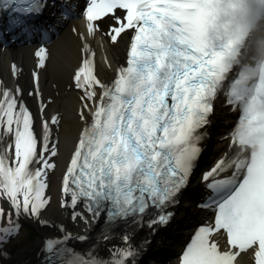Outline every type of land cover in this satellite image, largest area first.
Here are the masks:
<instances>
[{
	"label": "snow or ice",
	"instance_id": "obj_1",
	"mask_svg": "<svg viewBox=\"0 0 264 264\" xmlns=\"http://www.w3.org/2000/svg\"><path fill=\"white\" fill-rule=\"evenodd\" d=\"M47 5L48 0H0V11L13 14L9 32L19 29L31 36L55 27L29 22ZM84 15L93 38L104 31L112 44L125 35L130 44L127 66L117 70L111 84L98 78L95 53L87 44V55L73 72V86L82 93L77 115L85 127L63 176L61 207L72 209L71 219L85 224L88 219L76 211L78 205L94 222L103 213L104 241L118 222L142 226L147 217L153 232L168 225L175 215L168 209L179 203L201 155L200 142L207 135L201 130L210 123L214 101L223 95L241 111L231 135L230 150L234 146L236 151L203 175L210 195L199 207L212 210L215 218L198 227L180 264H243L246 258L264 264V97L247 100L242 90L220 91L218 80L228 65L210 32L215 11L205 0H88ZM105 18L111 21L106 30ZM36 55L38 66L46 68L47 47L41 46ZM12 70L15 75V64ZM34 81L39 94L38 74ZM22 95L19 87L13 91L0 81V199L12 209L9 226L0 227V255H6L3 246L19 234L21 218L48 225L40 217L51 202L48 177L59 151L52 126L59 129L60 116L44 119L47 104L41 99L37 132ZM59 230L62 238L45 240L42 264H136L143 247L132 245L131 234L124 232L125 246L113 247L102 257L97 244L84 251L68 246L70 240L86 242L89 237L73 235L63 225Z\"/></svg>",
	"mask_w": 264,
	"mask_h": 264
},
{
	"label": "bare ground",
	"instance_id": "obj_2",
	"mask_svg": "<svg viewBox=\"0 0 264 264\" xmlns=\"http://www.w3.org/2000/svg\"><path fill=\"white\" fill-rule=\"evenodd\" d=\"M72 1L75 2L79 9L84 7L86 10L88 0ZM119 14L123 15V12H119ZM87 23L86 19L79 17L74 23L67 25L60 35L50 42L40 45L16 46L10 50L0 52V81L3 82L5 87L13 91L17 87L22 90L23 102L35 117L36 131L39 132L41 126L39 107L41 99L47 104L43 113L44 119L50 121L56 115L61 118L59 129L55 125L52 126L54 138L58 137L59 139V151L58 155L52 158L56 168L49 172L48 177L49 188L46 191V195L51 197V202L40 217L41 220L48 221V225H42L34 219L21 218V224L29 223L36 227L37 235L36 239L27 248L17 253L15 264H42L45 259V253L42 252L44 242L49 238H62V233L59 230L60 225H63L73 235L79 234L89 237L88 241L80 243L70 240L68 246L75 248L77 251H84L91 245L97 244V252L102 257H108V250L113 247L125 246L121 239L124 232L131 234L130 243L134 246H148L149 243H145V241L151 242L154 240L155 232L147 227V217H145V222L142 226L129 224L124 227L121 224L118 225L109 234L111 238L107 241L93 239L102 217L101 219L99 217L94 222L92 216L80 204L77 206L76 211L82 212L87 217L88 223L85 224L80 218H77L74 222L71 219L72 209L61 207L63 176L75 150L80 133L85 127V122L77 115V111L81 107L79 96L82 93L73 86V72L82 59L86 57L87 54L84 52V47L87 44L95 53L94 62L98 78L105 83L111 84L116 77L117 70L126 64L130 44V37L127 35L119 39L116 44H112L110 39L104 34V31H98L93 38L89 35ZM110 23L111 21L105 18L102 28L106 30ZM41 46H46L50 53V61L46 68L38 66L39 59L36 53ZM13 64L18 69L15 75L12 70ZM34 74L39 76V94H37ZM30 92L33 95H29ZM99 95L100 89H97V100ZM224 98L223 95H219L214 101V112L210 115V123L214 118L215 112L225 102ZM90 107H92L93 111L95 110L91 104ZM84 116L85 120L91 121L92 118L88 111L84 112ZM235 151L234 146L231 150L229 147L224 157L231 155ZM8 206L10 207L9 203ZM10 210L12 211L11 207ZM13 218H15L14 215ZM219 240L223 246L224 237L220 236ZM243 264H254V260L246 258Z\"/></svg>",
	"mask_w": 264,
	"mask_h": 264
},
{
	"label": "rangeland",
	"instance_id": "obj_3",
	"mask_svg": "<svg viewBox=\"0 0 264 264\" xmlns=\"http://www.w3.org/2000/svg\"><path fill=\"white\" fill-rule=\"evenodd\" d=\"M5 200L0 199V207L4 209V217L0 220L1 227H8V215L7 209L5 205ZM24 229V230H23ZM20 230L19 234L15 236L13 241L16 239L12 244H10L9 248H7L8 243L3 246V251L6 255H3L5 258V262L3 264H15L16 263V255L20 250L27 248L35 239L37 235V230L35 226L29 225ZM9 251V252H8ZM12 256V257H11ZM13 258V259H12Z\"/></svg>",
	"mask_w": 264,
	"mask_h": 264
},
{
	"label": "trees",
	"instance_id": "obj_4",
	"mask_svg": "<svg viewBox=\"0 0 264 264\" xmlns=\"http://www.w3.org/2000/svg\"><path fill=\"white\" fill-rule=\"evenodd\" d=\"M14 241L10 242L8 245H7V248H9L10 244H12Z\"/></svg>",
	"mask_w": 264,
	"mask_h": 264
}]
</instances>
